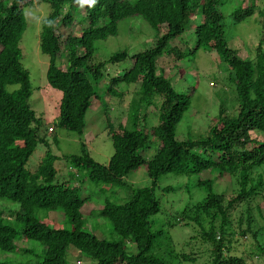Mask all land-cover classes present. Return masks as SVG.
Wrapping results in <instances>:
<instances>
[{"label": "trees", "instance_id": "trees-1", "mask_svg": "<svg viewBox=\"0 0 264 264\" xmlns=\"http://www.w3.org/2000/svg\"><path fill=\"white\" fill-rule=\"evenodd\" d=\"M45 1L51 9L42 20L39 47L48 57L46 80L62 93L57 124L79 136L83 135L92 100L98 99L95 84L103 76L105 62H93L95 42L116 35L118 22L130 16L141 17L155 31L163 26L166 31L155 46L130 55L131 64L109 78L107 92L113 96L122 95L115 88L121 83H139V87L125 122L112 125L106 116L113 145L108 163L94 160L84 142L80 154L64 156L70 167L86 169L90 182L129 192L126 201L117 203L106 196L100 209L89 212L110 222L112 232L119 236L111 241L83 229L86 220L81 208L87 200L81 196L83 179L72 185L66 180L58 181L55 161L60 157L49 150L46 134L41 135V117L29 104L32 93L29 74L20 61L18 42L26 25L23 9L20 0H0V199L18 204L17 210L8 211L9 215L0 209V251L36 255L33 249L17 246V240L30 239L43 247L34 264H68L70 246L83 253L91 264H179L193 258V253L176 251L166 229L152 230L150 217L160 211L155 195L157 180L166 173L191 176L208 171L235 177L239 192L226 199L213 189L212 179H199L197 184L206 195L185 206L179 220L185 221V225L194 222L200 226L201 216L208 218L209 230L203 231L202 237L213 248L209 264H247L244 256L224 253L223 239L229 212L235 205L257 194L259 188L264 193V140L251 134L254 131L264 134V40L258 42L254 58H244L239 49L229 47L223 15L218 9L223 0H96L94 5L81 0ZM246 1L241 0L232 11L234 24L254 13L255 5L245 6ZM74 7L84 11L87 25L78 34L63 38L56 31V23L60 20L69 26L74 20L70 9ZM196 13H201L202 20L193 26L195 45L185 49L169 45L171 39L185 31L190 17ZM199 49L214 51L220 64L226 63L224 80L234 84L237 113L229 114L222 108L204 136L179 140L176 126L189 109L191 97L175 91L169 79L156 74V60L163 54L182 59ZM61 57L66 62L64 68L59 65ZM127 57L126 50L117 51L108 61L119 62ZM13 84L18 87L9 91L6 87ZM150 106L158 110V123L146 132L143 118ZM49 127L53 131L54 126ZM53 140L57 143V138ZM152 142H156L155 152L146 158L142 152ZM38 144L48 149L36 169L30 171L26 165ZM142 164L146 165L151 185L132 187L124 178ZM255 169L261 171L256 170L254 177L251 174ZM244 204L248 206V201ZM39 210L62 213L71 228L50 227L36 215ZM217 218L218 237L214 224ZM244 220L246 225L244 228L240 225L239 232L249 234L256 241L257 252L264 256V240L260 239L264 224L253 229L250 212ZM126 241L134 244L135 253L128 252ZM225 251L231 252V248ZM0 264L12 263L0 259Z\"/></svg>", "mask_w": 264, "mask_h": 264}, {"label": "rangeland", "instance_id": "rangeland-1", "mask_svg": "<svg viewBox=\"0 0 264 264\" xmlns=\"http://www.w3.org/2000/svg\"><path fill=\"white\" fill-rule=\"evenodd\" d=\"M30 3V4H23ZM253 3L254 13L239 24H234L231 13L241 4V0H223L218 9L223 15V24L228 45L232 49H239L242 57L254 58L255 49L260 40H264V0H247L245 6ZM23 9L26 25L21 33L18 45L21 50V64L28 72L32 89L29 104L38 117H41V135L46 134L49 150L59 156L55 161L58 169V181L66 180L69 184H77L83 179L81 196L87 200L81 212L85 217L83 229L90 231L99 238L107 240H118L110 222L99 216H91V210L100 209L104 198L107 196L112 201L122 203L126 201L130 194L122 188H110L108 185H96L87 179V170L70 167L64 156L80 154L81 142L85 143V148L90 156L101 164H107L112 153L113 145L108 133V116L112 125L126 121V114L131 100L135 97V91L139 83H121L115 87L122 95L113 96L107 92L108 81L111 76L121 73L124 68L131 64L130 55L156 45L157 39L166 31L165 26L159 31L153 30L148 23L139 16L123 18L118 22L117 34L109 36L104 40L95 42V52L93 62H105L103 76L95 84L98 99H93L90 108L86 112V126L82 136L60 128L57 124L59 114V103L62 93L51 87L45 76L48 65V57L43 54L39 47V35L42 20L50 12V4L45 0H20ZM69 8V7H68ZM74 14V20L69 26L56 23V31L63 38L66 35L78 34L86 25L87 20L84 11L80 7L70 9ZM65 14V12H63ZM202 20L201 13H196L190 17L185 31L171 39L169 45L177 46L180 49L192 48L195 45L193 26ZM126 50L128 57L119 62L108 61L109 57L117 51ZM65 59L59 60L61 68L65 67ZM226 63H221L215 52L199 49L194 55L190 54L182 59L175 58L172 54H163L157 57L156 74L169 79L172 87L177 92L190 94L191 104L184 113L182 119L176 126V138L184 140L187 138L196 139L204 136L211 123L216 119L219 111L223 108L226 113H237V97L234 84L224 80L226 74ZM137 85V86H135ZM18 87L17 84L8 85L6 88L12 91ZM160 102L161 98H156ZM158 102V105H159ZM104 110V112H103ZM142 112L139 113L141 118ZM158 110L150 106L145 111V131L158 123ZM141 126L140 121H138ZM142 123V122H141ZM54 126L53 131L48 132L49 126ZM47 129V130H46ZM256 139H263L264 134L252 132ZM57 138V143L54 142ZM149 138L153 139L151 135ZM154 140V139H153ZM253 144H248L252 147ZM43 144H38L33 154L29 158L26 168L34 171L48 149ZM156 149V142L151 143V147L144 149L142 154L149 158ZM255 169L251 176H256ZM64 175V176H62ZM212 179L213 189L222 193L226 199L234 197L239 192V186L235 177L228 174L218 175L204 171L191 176L176 175L166 173L157 180L155 195L159 199L160 211L150 217L152 230L164 228L169 232L176 251L193 253V258L179 261V264H209L212 258V246L202 237L203 231H208L209 221L207 217L201 216V225L179 220L180 212L185 206L193 205L206 195L204 188L197 182L199 179ZM132 187L150 186L151 180L146 172V165L142 164L135 170L130 171L124 178ZM99 187L105 188L100 191ZM263 188L257 190V194L247 198L248 206L241 202L229 212L227 226L225 227V238L223 243L233 253L244 256L247 264H264V256L260 255L256 248V241L248 234L241 235L239 227H245L246 215L248 212L253 217V229L261 227L264 219V195ZM248 207V210H245ZM0 209L4 210V215H9L8 211L18 209V204L0 199ZM36 215L45 221L50 227L71 228L69 222H65L62 213L58 211H37ZM242 217V218H241ZM241 221V223H240ZM217 229L219 218L214 221ZM264 233V232H263ZM220 235L218 229L216 236ZM231 235V236H229ZM264 240V234L260 236ZM230 240V241H229ZM17 246L26 249H33L34 254L7 253L0 251V259L10 261L12 264H34L43 249L41 243L30 240H17ZM128 252L135 253L136 248L133 243L126 241ZM192 255V254H191ZM68 264H91L83 253L78 252L70 246L67 255Z\"/></svg>", "mask_w": 264, "mask_h": 264}, {"label": "clouds", "instance_id": "clouds-1", "mask_svg": "<svg viewBox=\"0 0 264 264\" xmlns=\"http://www.w3.org/2000/svg\"><path fill=\"white\" fill-rule=\"evenodd\" d=\"M96 0H81V3L94 5Z\"/></svg>", "mask_w": 264, "mask_h": 264}, {"label": "built area", "instance_id": "built-area-1", "mask_svg": "<svg viewBox=\"0 0 264 264\" xmlns=\"http://www.w3.org/2000/svg\"><path fill=\"white\" fill-rule=\"evenodd\" d=\"M52 131V127H48V132H51Z\"/></svg>", "mask_w": 264, "mask_h": 264}]
</instances>
